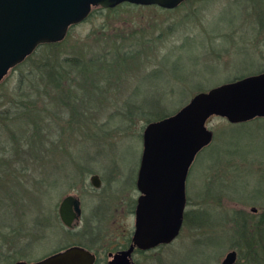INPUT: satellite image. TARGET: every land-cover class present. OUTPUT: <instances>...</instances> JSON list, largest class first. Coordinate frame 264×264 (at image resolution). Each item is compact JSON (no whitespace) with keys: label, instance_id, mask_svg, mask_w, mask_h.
Returning <instances> with one entry per match:
<instances>
[{"label":"rangeland","instance_id":"374dc122","mask_svg":"<svg viewBox=\"0 0 264 264\" xmlns=\"http://www.w3.org/2000/svg\"><path fill=\"white\" fill-rule=\"evenodd\" d=\"M60 48L80 59L81 68L96 64L86 72L87 85L74 74V109L53 100L48 81L35 76L43 49L0 81V110L13 113V97L24 91L25 98H41L43 116L58 115H51L53 140L43 137L56 153L47 169L32 160L30 149L17 153L0 127V174L11 178L1 187L7 210L1 207L0 219L14 223L0 225V264L35 262L78 244L108 248L134 229L130 208L148 124L143 110L146 117L174 114L201 91L264 71V0H188L175 9L93 13L70 29ZM207 126L214 137L186 180L190 219L171 243L137 253V264H222L230 251L237 252L235 264L255 263L240 243L243 228L254 242L264 233V117L231 123L213 116ZM9 158L25 168L3 169ZM92 175L100 177V187L92 185ZM69 194L82 201L73 229L58 215ZM23 244V258L8 262ZM258 251L264 264V250Z\"/></svg>","mask_w":264,"mask_h":264},{"label":"water","instance_id":"95a60500","mask_svg":"<svg viewBox=\"0 0 264 264\" xmlns=\"http://www.w3.org/2000/svg\"><path fill=\"white\" fill-rule=\"evenodd\" d=\"M187 0H0V81L40 45L63 41L71 27L84 22L95 7L115 8L123 3L173 9ZM218 116L231 123L264 117V72L220 84L195 94L176 113L146 125L137 177L141 195L135 219L133 245L109 264H129L135 248L151 250L169 244L180 234L187 205L186 180L198 152L213 139L208 120ZM100 187L98 175L91 177ZM81 212L79 200L66 196L59 208L62 222L72 227ZM230 251L222 264H235ZM89 250L72 246L35 262L15 264H94ZM133 264H135L133 262Z\"/></svg>","mask_w":264,"mask_h":264},{"label":"trees","instance_id":"16d2710c","mask_svg":"<svg viewBox=\"0 0 264 264\" xmlns=\"http://www.w3.org/2000/svg\"><path fill=\"white\" fill-rule=\"evenodd\" d=\"M124 6L133 7V8L145 7V6L133 5L130 3H123L121 5H118L115 8H109V9H105L102 7H96L93 9L90 16H92L93 13H103L106 11L117 12L119 9L123 8ZM61 44L62 42L40 45L38 49L36 50V52H34L31 56H29L22 64L27 63L28 61H31L35 57L34 55L37 53V51L40 49H43L42 56L39 57L40 60L39 61L36 60L34 62V67L36 70L35 76H37L38 79L39 78L42 80L46 79L48 81V85H50V87L47 90L50 91V89H53V91L51 90L49 92L50 95H53V100L59 101L60 104L64 103L69 108H71L72 106V109H74V106H73L74 99H75L74 94H73L74 88L70 85L72 84L71 81L74 80V74H78V75H81L82 77H85V81L83 85H87L89 83V79L86 77L87 76L86 72L87 70L91 72L92 71L91 68H94L93 66H96V64L93 61L92 62L89 61L88 64L86 65L83 64L84 68H81L80 62H79L80 59L68 56L67 54L66 55L63 54L64 50L60 48ZM89 65H91V67ZM240 78L242 77L235 78L229 82L238 80ZM30 79L31 78H29V80ZM77 82L80 83V80ZM91 82H93L92 78H91L90 83ZM22 94H24V91L23 93L15 94V96L13 97L14 99L12 100L11 102L12 104L10 105L11 107H16V108H13L15 109L13 113H10L9 108L7 109L8 111L6 109L0 110V127H1V130H3L5 133L8 134L9 138H12L13 146H14V149L17 151V153L23 152L24 150L29 151L30 149L31 152L32 151L34 152V158L32 160H35V162L37 161V163H39L41 167L47 169L49 168L47 166H50L47 162H49L50 160H54L55 157L53 159L51 158V156L52 154L53 156H55L56 154L54 152V149H52L53 142L50 144L47 143L46 145L44 143V138H43L45 137V135H47L48 141L53 140L52 135L54 136V133H55L54 124H53L55 122V119L51 118V115H53L51 113L53 111L52 112L50 111L49 114H46L50 116H47V117L43 116L44 114H42V110L40 111L38 109V102L41 103L40 101L41 98H38V99L37 98L31 99L30 97L25 98L26 96H21ZM42 106H44L45 107L44 110L47 111L48 105L42 104ZM53 106L55 105L53 104ZM140 107H142V105ZM147 112L148 110L147 111L143 110V114L146 118L145 120L148 121V123L152 121H157V120H160V119H163V118H166L172 115V114L162 113V114H155L154 117L153 116L146 117ZM141 114L142 112L139 115L141 116ZM73 115L68 120L70 124H71V121H73ZM54 116H58V115L54 114L52 117ZM129 121L130 122L133 121V118L131 117ZM45 123H47V125ZM70 124H68V127ZM51 129L54 132H51L52 131ZM7 162H8L7 164L3 163L5 165V166H2L3 169L10 168L11 165L19 169L25 168L23 164L19 163L18 160L15 158L14 159L9 158ZM52 169H55V167ZM8 175L9 174L6 172L0 174V194L1 192L5 194L3 190L4 188H1V187L4 186V183L8 182L9 179L11 180V178ZM6 195H7V192H6ZM12 197L13 196L9 197L8 200L10 199L11 202H14L15 200H12ZM3 200H0V203L2 202L0 205V209L2 206H4V209L7 210L6 209L7 206L4 205ZM188 215L189 214L186 211L184 225L187 224L188 220L190 219L188 218ZM42 216H44V214H42ZM36 223L38 224V221H36ZM4 224H6L7 226L8 225L10 226L11 224L13 225L14 223L8 221L7 219H5V221H2L0 219V225H4ZM242 230L243 231H241V234H243V238L241 237L242 243H240V246L245 244L244 246L248 247L247 248L248 255H249L248 260H250L251 258V261L253 260V262H255L254 264H259L260 262L259 259L261 258V255H260V252L258 251V247L260 250L262 249L264 250V233L262 234L259 232L260 237H257L256 242H254L253 241L254 239L252 237H249V238L246 237V235H248L247 230L244 228ZM17 233L20 234L23 232L18 231ZM23 245L24 247H21V250L15 253L16 256H9L7 258L8 260L10 259V261L8 262L12 263L14 260H17V258L19 259V257L23 258L22 257L23 255L21 253L24 251V249H26L27 244L26 245L23 244Z\"/></svg>","mask_w":264,"mask_h":264},{"label":"flooded vegetation","instance_id":"af4514ba","mask_svg":"<svg viewBox=\"0 0 264 264\" xmlns=\"http://www.w3.org/2000/svg\"><path fill=\"white\" fill-rule=\"evenodd\" d=\"M188 1V0H187ZM186 2V1H185ZM184 3V2H183ZM182 3V4H183ZM182 4H180V5H182ZM134 5V4H133ZM179 5V6H180ZM153 6H155V5H153ZM178 6V7H179ZM145 7H147V6H145ZM159 7V6H158ZM96 8V7H95ZM160 8H162V7H160ZM177 8V7H176ZM162 9H166V8H162ZM173 9H175V8H173ZM93 11V10H92ZM92 13V12H91ZM62 42V41H61ZM38 49V48H37ZM36 49V50H37ZM36 50L34 51V52H36ZM33 52V53H34ZM32 53V54H33ZM31 54V55H32ZM30 55V56H31ZM29 57V56H28ZM27 57V58H28ZM26 58V59H27ZM25 59V60H26ZM24 60V61H25ZM22 64V63H21ZM21 64H19V65H21ZM19 65H17V66H19ZM16 66V67H17ZM16 67H14V68H16ZM13 68V69H14ZM12 70V69H11ZM10 70V71H11ZM9 71V72H10ZM262 72H264V71H262ZM261 73V72H260ZM245 77H247V76H245ZM242 78H244V77H242ZM241 79V78H240ZM214 134V133H213ZM213 137H214V135H213ZM93 176V175H92ZM135 187H134V193H135V200L133 201V205L131 206V208H130V211L133 213V216L135 217V219H136V211H137V205H138V198H139V196L141 195V193L139 192V190H138V186H137V179H136V182H135ZM70 195V194H69ZM68 196V195H67ZM73 196H75L78 200H79V207H80V209H81V212L79 213V214H77V218L74 220V222H73V226L72 227H67L63 222H62V220H61V218H60V214H59V209H58V215H59V218H60V220H61V222L63 223V225L65 226V227H67V229H73L76 225H78L79 223H80V221H81V217H82V201H81V198L79 197V196H77V195H73ZM66 197V196H65ZM64 197V198H65ZM186 197H187V195H186ZM63 198V199H64ZM62 199V200H63ZM62 202V201H61ZM61 204V203H60ZM59 208H60V205H59ZM184 219H185V214H184ZM183 224H184V222H183ZM134 230H135V224H134V229H132V230H130V232L128 233V232H126V234L125 233H123V234H121L120 236H118L117 237V239L115 240V241H113L112 243H111V245L108 247V248H104V249H100V248H91L90 246L89 247H87V246H84V244H78V245H73V246H79V247H83V248H85V249H87V250H89L91 253H93L94 255H95V262H94V264H109V262L113 259V257L116 255V254H120V253H122V252H124V251H126V250H129L130 248H131V246L133 245V234H134ZM72 247V246H71ZM67 248H69V247H67ZM67 248H63V249H60V250H58V251H56L55 253H57V252H59V251H62V250H65V249H67ZM148 251V250H147ZM139 252H145V251H143V250H140V249H138V248H135L134 249V251H132V253H131V255L128 257L129 258V264H133V262L135 263V264H137V262L135 261V258H134V256L137 254V253H139Z\"/></svg>","mask_w":264,"mask_h":264}]
</instances>
